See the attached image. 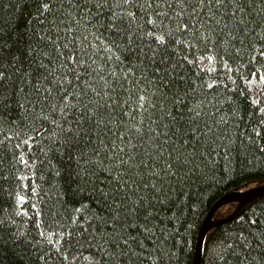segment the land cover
Wrapping results in <instances>:
<instances>
[{
    "label": "trees",
    "instance_id": "1",
    "mask_svg": "<svg viewBox=\"0 0 264 264\" xmlns=\"http://www.w3.org/2000/svg\"><path fill=\"white\" fill-rule=\"evenodd\" d=\"M263 185L264 0H0V264H193ZM202 264H264V197Z\"/></svg>",
    "mask_w": 264,
    "mask_h": 264
},
{
    "label": "water",
    "instance_id": "2",
    "mask_svg": "<svg viewBox=\"0 0 264 264\" xmlns=\"http://www.w3.org/2000/svg\"><path fill=\"white\" fill-rule=\"evenodd\" d=\"M261 197H264V186L254 187L243 193L237 192V193L227 194L222 198H220L218 201H216L213 204V206L210 208L204 222L200 227L199 234L197 237V242L195 245L193 264H202L204 240L208 231H210L214 227H217L221 224L227 223L228 221L232 220L237 216V214L243 208H245V206H247L252 201L259 199ZM228 202L237 203V207L235 208L234 212L226 218L214 219L217 210Z\"/></svg>",
    "mask_w": 264,
    "mask_h": 264
},
{
    "label": "bare ground",
    "instance_id": "3",
    "mask_svg": "<svg viewBox=\"0 0 264 264\" xmlns=\"http://www.w3.org/2000/svg\"><path fill=\"white\" fill-rule=\"evenodd\" d=\"M264 186V185H263ZM251 189V188H250ZM249 190V189H248ZM245 191H247V190H245ZM245 191H240V192H238V193H243V192H245ZM235 193H237V192H235Z\"/></svg>",
    "mask_w": 264,
    "mask_h": 264
}]
</instances>
